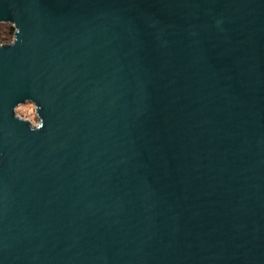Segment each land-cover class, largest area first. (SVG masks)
<instances>
[{
    "label": "water",
    "instance_id": "95a60500",
    "mask_svg": "<svg viewBox=\"0 0 264 264\" xmlns=\"http://www.w3.org/2000/svg\"><path fill=\"white\" fill-rule=\"evenodd\" d=\"M6 23L0 264H264V0H0Z\"/></svg>",
    "mask_w": 264,
    "mask_h": 264
},
{
    "label": "rangeland",
    "instance_id": "374dc122",
    "mask_svg": "<svg viewBox=\"0 0 264 264\" xmlns=\"http://www.w3.org/2000/svg\"><path fill=\"white\" fill-rule=\"evenodd\" d=\"M7 26L12 27L10 24H0V32H3L4 29H6ZM4 38H6L7 40L5 41L6 44H10L13 40V34L8 35L7 33L4 34ZM15 115L21 119H25L28 120L29 122H31L33 125H36L37 123V117H36V113H35V108L33 106V104L31 103H24L22 105H19L15 111H14Z\"/></svg>",
    "mask_w": 264,
    "mask_h": 264
},
{
    "label": "trees",
    "instance_id": "16d2710c",
    "mask_svg": "<svg viewBox=\"0 0 264 264\" xmlns=\"http://www.w3.org/2000/svg\"><path fill=\"white\" fill-rule=\"evenodd\" d=\"M7 33L8 35L14 34V30L12 27L7 26L6 29H4L3 32H0V44L1 45H8L5 43V41L7 40L6 38H4V34Z\"/></svg>",
    "mask_w": 264,
    "mask_h": 264
},
{
    "label": "built area",
    "instance_id": "2783aa9c",
    "mask_svg": "<svg viewBox=\"0 0 264 264\" xmlns=\"http://www.w3.org/2000/svg\"><path fill=\"white\" fill-rule=\"evenodd\" d=\"M1 45V44H0ZM23 120H25V119H23ZM28 123H29V125H30V127L31 128H35V127H37V125H38V122L36 123V125H33L31 122H29L28 120H26Z\"/></svg>",
    "mask_w": 264,
    "mask_h": 264
}]
</instances>
